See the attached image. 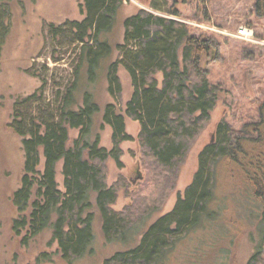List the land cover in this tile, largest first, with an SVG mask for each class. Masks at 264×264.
<instances>
[{
  "label": "trees",
  "instance_id": "1",
  "mask_svg": "<svg viewBox=\"0 0 264 264\" xmlns=\"http://www.w3.org/2000/svg\"><path fill=\"white\" fill-rule=\"evenodd\" d=\"M127 1L84 0L82 20L50 25L55 37L61 33L82 45L81 59L88 58L90 79L96 75L94 70L100 61L116 48L117 58L108 70V90L115 102L122 101L119 67L123 65L130 73L134 92L125 113L110 102L103 114L104 124L113 129L112 149L100 145L99 135L93 142L87 139L94 115L100 111L92 95L86 93L84 104L78 109L70 106L80 65L71 85L65 91H57L61 102L55 109L42 102L45 94L42 85L16 102L14 119L9 124L22 136L25 150L22 185L13 196L20 212L13 221V229L17 235L26 229L22 242L27 243L51 226L53 240L58 241L59 251L69 264L82 257L94 239V213L89 211L92 192L96 193L108 240L126 237L138 220L158 209L154 201L158 198L140 202L135 198L133 206L122 211L113 208L118 199V186L108 185L106 162L112 157L123 166L121 144L134 139L127 131L126 116L141 125L139 141L147 167L159 169L165 177L162 188L171 190L176 183L177 169L211 120L222 91L209 80L208 71L201 66L206 55L219 53L221 43L217 34L203 27H199L202 33L196 34L193 25L172 18L180 13L176 0H149L150 9L139 8L124 19L121 42L114 46L103 39L101 35L113 29L117 12ZM255 5L256 15L264 17V0H256ZM207 12L205 16L209 19ZM217 59H221L220 53ZM36 101L41 102L33 113L29 106ZM258 110L259 120L248 121L240 129L226 118L219 121L215 138L204 146L197 172L174 208L148 227L138 246L116 252L103 264H158L207 211L216 195L217 168L221 162L231 171L232 168L241 171L252 183V190L262 203L264 222V100ZM70 128L80 130L72 146L68 144ZM42 158L44 167L40 169ZM61 160L64 190L57 180V164ZM53 213L55 219H52ZM247 264H264V239Z\"/></svg>",
  "mask_w": 264,
  "mask_h": 264
},
{
  "label": "rangeland",
  "instance_id": "2",
  "mask_svg": "<svg viewBox=\"0 0 264 264\" xmlns=\"http://www.w3.org/2000/svg\"><path fill=\"white\" fill-rule=\"evenodd\" d=\"M173 2V0H170ZM84 0H0V264H69L59 251L58 241L53 240V228L22 242L23 229L17 235L13 221L20 215L13 203L14 192L22 185L25 150L22 136L9 125L14 119L15 104L45 86L43 103L55 109L61 102L57 91H65L76 79L78 84L70 106L78 109L84 104L86 93L100 105L94 115L92 131L87 139L93 142L99 135L100 145L111 150L113 129L104 124L103 114L108 103L114 102L119 112L125 113L127 102L134 88L128 70L121 65L119 75L123 85L122 101L115 102L108 90V70L116 60L118 51L103 58L90 79L88 58L81 59L83 47L50 31L51 23L57 25L69 20H82ZM256 0H176L180 13L177 18L211 24L221 30L236 32L241 25L256 30L260 41L242 40L225 32H216L221 43L219 53L212 52L202 60L209 80L222 88L218 102L212 110L211 120L191 144L190 150L177 169L174 187L162 188L165 181L160 170L147 167L139 141V121L126 116L127 131L133 140L121 144L123 166L114 158L106 162L108 185L118 186V199L113 208L122 211L133 206L135 198L155 201L158 209L143 216L126 237L108 240L103 230L101 211L96 193L90 196L94 213V239L86 253L73 264H103L116 252L138 246L148 227L162 215L171 211L179 196L191 184L199 167V155L204 146L215 138L218 122L226 118L235 128H242L248 121L259 120V104L264 100V17L255 13ZM139 8L149 7V0H128L117 12L114 27L101 35L114 46L123 40L124 19ZM209 13V19L205 16ZM175 16V15H173ZM172 16V17H173ZM181 20V21H182ZM204 20V21H205ZM195 27V26H194ZM195 33H202L195 27ZM213 33V32H212ZM215 33V32H214ZM82 60V61H81ZM162 81V75H158ZM46 81V82H45ZM36 101L29 111L36 113ZM80 136L78 128L69 129V146ZM44 167V158L40 169ZM63 160L57 164V180L64 190ZM215 197L193 230L178 240L158 264H247L260 247L264 236L262 203L257 200L252 183L238 170H229L225 162L217 168ZM140 175L143 177L141 178ZM149 202V201H148ZM29 209L27 212H30ZM56 218L53 213L52 219Z\"/></svg>",
  "mask_w": 264,
  "mask_h": 264
},
{
  "label": "built area",
  "instance_id": "3",
  "mask_svg": "<svg viewBox=\"0 0 264 264\" xmlns=\"http://www.w3.org/2000/svg\"><path fill=\"white\" fill-rule=\"evenodd\" d=\"M183 21L184 22L186 21V22H188L189 24H191V25H193L195 27H203V28L207 29L208 31L211 30V31H213L215 33L216 32H219V33L225 32V33H227L230 36L233 35V36H236V37L241 38L242 40L245 39L247 41H254V42L260 41V40L257 39L256 30L253 29L250 26L245 25V24L244 25H241V27L238 28L236 32H233V31L230 32L228 30L218 29V27H216L215 25H211V24L207 25V24L200 23V22H197L196 23V22H194L192 20H188V19H185Z\"/></svg>",
  "mask_w": 264,
  "mask_h": 264
},
{
  "label": "crops",
  "instance_id": "4",
  "mask_svg": "<svg viewBox=\"0 0 264 264\" xmlns=\"http://www.w3.org/2000/svg\"><path fill=\"white\" fill-rule=\"evenodd\" d=\"M175 16H176V15H175ZM175 16H173V17H175ZM171 17H172V16H171ZM173 17H172V18H173ZM176 17H177V16H176ZM176 19H179V18H176ZM183 22H184V21H183ZM194 32H196V31H194Z\"/></svg>",
  "mask_w": 264,
  "mask_h": 264
},
{
  "label": "water",
  "instance_id": "5",
  "mask_svg": "<svg viewBox=\"0 0 264 264\" xmlns=\"http://www.w3.org/2000/svg\"><path fill=\"white\" fill-rule=\"evenodd\" d=\"M213 139H214V138H213ZM213 139H212V140H213ZM140 177L142 178L143 176H142V175H140Z\"/></svg>",
  "mask_w": 264,
  "mask_h": 264
},
{
  "label": "bare ground",
  "instance_id": "6",
  "mask_svg": "<svg viewBox=\"0 0 264 264\" xmlns=\"http://www.w3.org/2000/svg\"><path fill=\"white\" fill-rule=\"evenodd\" d=\"M174 18H177L176 16ZM179 20V19H178ZM181 20V19H180ZM183 21V20H182Z\"/></svg>",
  "mask_w": 264,
  "mask_h": 264
}]
</instances>
